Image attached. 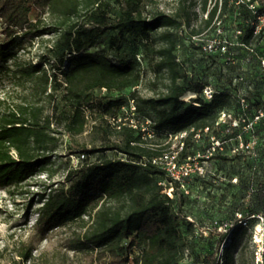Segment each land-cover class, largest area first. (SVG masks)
Here are the masks:
<instances>
[{"label":"trees","instance_id":"16d2710c","mask_svg":"<svg viewBox=\"0 0 264 264\" xmlns=\"http://www.w3.org/2000/svg\"><path fill=\"white\" fill-rule=\"evenodd\" d=\"M141 1L0 0V69L10 61L7 70L21 96L5 109V101L0 99V187H15L46 171L60 135L73 138L82 134L97 110L101 112V127L94 121L91 130L97 133L101 128L115 139L98 148L76 145L69 150L84 157L67 170L65 184L47 187L49 191L37 207L36 225L48 230L81 221L85 228L82 242L105 252L106 264H240L233 249L247 230L243 221L238 224L239 219H232L227 238L224 232L212 229L207 235L214 238L212 250L193 251V223L184 211L186 194L182 188L188 187L192 175L180 182L159 164L165 155H172L176 165L197 155L200 162L215 160L217 166H230L229 157L219 150L221 145H201L205 138L219 141L217 118L232 101L238 111L236 98L225 88L205 100L202 89L206 82L186 77L183 63L177 59V31L184 25L190 27L194 0H179L174 13L156 11L149 16L143 14ZM229 1L221 0L219 6L217 0L212 5L201 0L199 8L206 15L199 25L190 27V35H200L205 28L213 36L216 17L235 9ZM238 12L243 19L245 8ZM47 18L48 22L42 21ZM159 29L163 30L158 33ZM157 33L161 43L154 49L153 70L157 76L164 75L166 83L163 91L141 102L154 114L150 126L155 132L183 134L174 149L143 136L138 122H108L115 120L128 102L124 92L139 82L137 51L143 55L150 47L151 34ZM43 35L51 39L38 60H20L17 50L23 41ZM250 35L244 26L239 39L248 41ZM93 47L101 48L89 51ZM197 48L203 51L201 45ZM233 77L227 80L231 85ZM260 83L258 80L256 86ZM113 92L118 95L110 98ZM186 92L196 96L185 102L180 97ZM134 96L131 93L132 99ZM248 99L253 106L262 102L257 95ZM106 150L122 156L87 160L86 154ZM231 167L228 180L236 176ZM255 182L256 187L245 186L240 195L249 196L245 208L251 218L264 216V176L255 177ZM165 188L172 189L171 196L162 193ZM185 250L188 261H184ZM32 260L31 247L21 243L5 264H33Z\"/></svg>","mask_w":264,"mask_h":264},{"label":"rangeland","instance_id":"374dc122","mask_svg":"<svg viewBox=\"0 0 264 264\" xmlns=\"http://www.w3.org/2000/svg\"><path fill=\"white\" fill-rule=\"evenodd\" d=\"M214 1L208 0V4L212 5ZM194 2L190 27L199 25L206 15L199 8L201 0H194ZM141 5L143 14L146 16L156 11L174 13L178 8L179 0H142ZM237 15L239 12L235 8L217 17L216 21H220L223 28L222 34L216 33L211 36L208 29L204 28L200 35L191 36L190 27L186 25L181 28V31H177L179 44L175 53L177 59L183 63V73L186 77L198 82H206L215 91L229 88L234 92L235 85L227 81L235 74L234 67H228L232 64L228 63L224 55L218 54V51H204L203 47L210 43L215 45L223 37L232 41L234 39L233 25L239 23ZM40 17L43 18V15ZM31 18L34 16L32 15ZM42 21L46 23L49 18ZM162 30L159 29L158 33ZM158 33L151 34L148 40L150 47L143 55L139 50L137 51L140 65L139 82L134 89L124 92V95L129 97L128 102L116 113V119H109L108 122L110 125L118 122H138L142 126L143 136L153 139L152 142L155 140L158 143H167L169 149H174L182 135L172 136L167 130L163 133L155 132L150 126L154 114L141 102V99L163 91V85L166 83L165 76H157L153 70L154 49L157 44L161 43L157 36ZM50 39V35H43L33 40H24L21 48L17 50L18 58L25 62L37 61ZM198 45L202 46L204 55L203 51L197 48ZM100 48L93 47L89 51H96ZM9 64L10 61L0 69V99L5 101L2 109L18 102L21 97L19 88L15 86L13 75L7 70ZM219 73L222 75L219 76ZM131 93L135 95L134 99L130 97ZM188 93L186 92L180 99L188 102L191 99ZM103 94V92L100 93L98 97ZM248 94L264 98V81ZM117 95L118 93L113 92L110 98H115ZM137 105H140L139 111ZM234 105L235 102L232 101V104L223 110L226 115L220 114L217 118V123L221 125L218 127L219 141L212 138L208 141L205 138L201 145L206 147L209 142H212L214 146L221 145L222 148L219 150L229 157L230 166L222 168V166H217L215 160L200 162L197 155L186 160L189 163L185 166L188 169V175H192L188 187L182 186L186 194L184 211L187 219L193 223L190 246L195 252L212 250L214 238L207 237L209 232L215 228L217 232H224L227 238L230 234L231 221L235 217L239 219L238 224L243 221L242 225L247 229L243 235L238 237L233 249L234 254L240 257V264H264V256L262 262L256 258L258 249H264V216L251 218L252 216L247 215L245 208L249 202V196L240 198L245 186L256 187L255 177L264 176V125L255 123L250 126L241 124L231 126L228 123H231L238 114ZM100 114L101 112L97 110L92 112V119H89L82 134L73 138L60 135L58 147L53 152L46 171L32 176L15 187H0V264H5L8 258L15 254L16 247L21 243H26L31 247L33 254L31 263L33 264H106L105 252L82 242L85 228L81 226V221H70L48 230H41L36 225L37 207L41 204L42 195L48 193L47 187L55 188L65 184L64 176L67 170L73 168L79 161L76 159L78 154L70 153L69 150L74 149L76 145L87 149L98 148L115 139V135L104 133L101 128L97 133L91 130L94 121L101 127ZM223 119H226V122H223ZM102 155L122 156L109 150L86 154L88 161L96 160ZM171 159L172 157H169L159 162L169 175L171 172H177L176 167H171ZM194 163L199 168H194ZM232 165L236 176L228 180L229 173L233 171ZM162 193L171 196L172 189L165 188ZM83 219L87 217L84 216ZM134 253H137L136 250ZM189 259V252L185 250L184 261Z\"/></svg>","mask_w":264,"mask_h":264},{"label":"built area","instance_id":"2783aa9c","mask_svg":"<svg viewBox=\"0 0 264 264\" xmlns=\"http://www.w3.org/2000/svg\"><path fill=\"white\" fill-rule=\"evenodd\" d=\"M220 6L221 0H217ZM230 4L235 6L236 10H240L242 7L245 8L246 15L243 19H239V23L233 25V36L232 41H228L224 37L217 44H208L203 47L204 51H218L221 55H224L228 63L232 64L235 69L233 77V84L235 85L234 96L236 98V104L238 109L237 116L234 117L230 124L231 126H250L255 123H264V98L258 106L250 104L248 96L249 91L255 89L256 82L264 81V0H230ZM229 7L225 8L227 11ZM216 33L222 34V26L220 21H216ZM217 22V23H216ZM247 27L251 35L248 41H243L239 37L243 34V27ZM215 33V35H216ZM231 49V50H230ZM256 68V70H254ZM215 90L211 85H205L202 89V96L205 100H211ZM189 98L196 96L195 93L189 92ZM223 116L226 114L221 113ZM226 122V119H223ZM183 135V134H181ZM84 157L83 153L77 155V160H81ZM172 157L171 167L177 168V172L168 175L175 180L180 182L183 178L188 175V161L180 165H176L172 155L163 156V159ZM162 159V160H163ZM161 161V160H160ZM159 161V162H160ZM194 168L197 164H193ZM166 171V170H165ZM263 247V244H262ZM264 256V249H258L257 260L262 262Z\"/></svg>","mask_w":264,"mask_h":264}]
</instances>
